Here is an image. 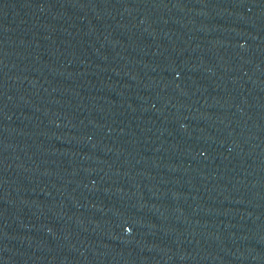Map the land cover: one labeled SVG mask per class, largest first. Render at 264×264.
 <instances>
[{
  "label": "water",
  "instance_id": "95a60500",
  "mask_svg": "<svg viewBox=\"0 0 264 264\" xmlns=\"http://www.w3.org/2000/svg\"><path fill=\"white\" fill-rule=\"evenodd\" d=\"M0 264H264V0H0Z\"/></svg>",
  "mask_w": 264,
  "mask_h": 264
}]
</instances>
